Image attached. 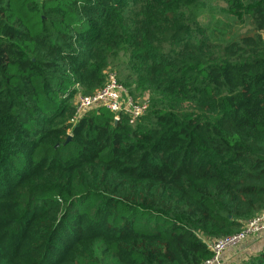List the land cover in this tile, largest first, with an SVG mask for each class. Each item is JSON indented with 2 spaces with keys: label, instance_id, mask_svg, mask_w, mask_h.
I'll list each match as a JSON object with an SVG mask.
<instances>
[{
  "label": "trees",
  "instance_id": "trees-1",
  "mask_svg": "<svg viewBox=\"0 0 264 264\" xmlns=\"http://www.w3.org/2000/svg\"><path fill=\"white\" fill-rule=\"evenodd\" d=\"M263 32L264 0H0V264L212 260L264 211ZM122 53L146 114L73 122Z\"/></svg>",
  "mask_w": 264,
  "mask_h": 264
},
{
  "label": "built area",
  "instance_id": "built-area-1",
  "mask_svg": "<svg viewBox=\"0 0 264 264\" xmlns=\"http://www.w3.org/2000/svg\"><path fill=\"white\" fill-rule=\"evenodd\" d=\"M98 109H106L112 113L115 124L125 118L130 126H135L146 114L148 102L146 100L136 101L128 96L123 85L119 83L116 73L110 72L107 74L106 84L103 88L93 95H78L76 97L73 122H77L86 113ZM262 232H264V211L258 217L245 224L239 233L214 242H207L213 258L204 264H220L221 257L227 250L241 246L250 238L258 236Z\"/></svg>",
  "mask_w": 264,
  "mask_h": 264
},
{
  "label": "rangeland",
  "instance_id": "rangeland-1",
  "mask_svg": "<svg viewBox=\"0 0 264 264\" xmlns=\"http://www.w3.org/2000/svg\"><path fill=\"white\" fill-rule=\"evenodd\" d=\"M226 8H227V5H226V3L224 1H214L213 4H209V6L207 8H205V12L203 13V15L200 17V22H201L202 26L211 25L214 22L215 18H219L218 20L220 22H222V23H226L227 21L229 23L232 22L231 23V25H232L231 28H232V31H234L233 36L236 37V38H240V37H243L245 35L252 34V32H253L252 31V25H251L249 19L248 18H245V19L243 18L244 21L243 20L239 21L240 19H237L234 16H232V18L231 17L230 18H225L226 13H223V12H220V11L222 9H226ZM210 10H214L212 12V14H211ZM262 35H263V38H264V32H263ZM127 58H128L127 54H125V53L120 54L119 57L117 58V60H115L113 62V66L115 68L113 66H110V68L108 69L106 74H108L110 72H113V73H116V75L119 76V78H124L127 75V73H128L126 68H125L126 63H127ZM117 65H118V67H117ZM147 96L148 95L144 94V93L142 95L134 93V97H135V99H137L136 101H141V100L144 101V100H146ZM237 248L238 247H234L232 249L227 250L224 253V255H222L221 260H220V264H234L235 263V259L237 258V256H234V255H237L239 250H241V252L239 253L240 255L246 252L245 250H243V248H238V249ZM233 250H236L235 251L236 254L233 253Z\"/></svg>",
  "mask_w": 264,
  "mask_h": 264
},
{
  "label": "crops",
  "instance_id": "crops-1",
  "mask_svg": "<svg viewBox=\"0 0 264 264\" xmlns=\"http://www.w3.org/2000/svg\"><path fill=\"white\" fill-rule=\"evenodd\" d=\"M238 248H243V250H245L246 252L243 254H239L241 252V250H237L238 254H236V250H233V255L237 256V260L235 259V263H238L242 260H245L248 256L256 254L258 252H260L263 248H264V232H262L260 235L255 236L250 238L246 243L242 244L241 246H239ZM237 248V249H238Z\"/></svg>",
  "mask_w": 264,
  "mask_h": 264
},
{
  "label": "water",
  "instance_id": "water-1",
  "mask_svg": "<svg viewBox=\"0 0 264 264\" xmlns=\"http://www.w3.org/2000/svg\"><path fill=\"white\" fill-rule=\"evenodd\" d=\"M70 139V137H68V140Z\"/></svg>",
  "mask_w": 264,
  "mask_h": 264
}]
</instances>
